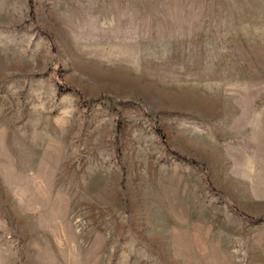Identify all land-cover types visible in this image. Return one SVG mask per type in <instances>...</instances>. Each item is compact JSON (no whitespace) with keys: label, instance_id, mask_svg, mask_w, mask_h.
Here are the masks:
<instances>
[{"label":"rangeland","instance_id":"rangeland-1","mask_svg":"<svg viewBox=\"0 0 264 264\" xmlns=\"http://www.w3.org/2000/svg\"><path fill=\"white\" fill-rule=\"evenodd\" d=\"M0 264H264V0H0Z\"/></svg>","mask_w":264,"mask_h":264}]
</instances>
